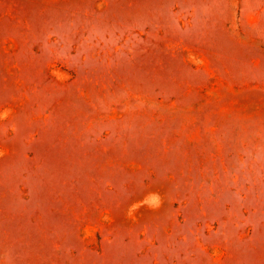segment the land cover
I'll return each instance as SVG.
<instances>
[{
  "label": "rangeland",
  "instance_id": "obj_1",
  "mask_svg": "<svg viewBox=\"0 0 264 264\" xmlns=\"http://www.w3.org/2000/svg\"><path fill=\"white\" fill-rule=\"evenodd\" d=\"M0 264H264V0H0Z\"/></svg>",
  "mask_w": 264,
  "mask_h": 264
}]
</instances>
